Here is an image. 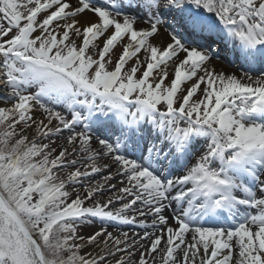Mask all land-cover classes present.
<instances>
[{
    "label": "snow or ice",
    "instance_id": "1",
    "mask_svg": "<svg viewBox=\"0 0 264 264\" xmlns=\"http://www.w3.org/2000/svg\"><path fill=\"white\" fill-rule=\"evenodd\" d=\"M0 264H264V0H0Z\"/></svg>",
    "mask_w": 264,
    "mask_h": 264
},
{
    "label": "bare ground",
    "instance_id": "2",
    "mask_svg": "<svg viewBox=\"0 0 264 264\" xmlns=\"http://www.w3.org/2000/svg\"><path fill=\"white\" fill-rule=\"evenodd\" d=\"M213 63L219 67L220 61L214 60Z\"/></svg>",
    "mask_w": 264,
    "mask_h": 264
}]
</instances>
